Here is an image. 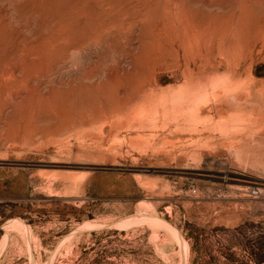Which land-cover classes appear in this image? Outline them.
Listing matches in <instances>:
<instances>
[{
	"label": "rangeland",
	"instance_id": "rangeland-1",
	"mask_svg": "<svg viewBox=\"0 0 264 264\" xmlns=\"http://www.w3.org/2000/svg\"><path fill=\"white\" fill-rule=\"evenodd\" d=\"M84 1L0 3V264H264V140L235 136L250 108H188L202 101L174 68L188 10L142 1L110 26ZM263 5L215 0L218 83L227 60L264 81L249 23ZM146 84L157 107L137 113Z\"/></svg>",
	"mask_w": 264,
	"mask_h": 264
},
{
	"label": "bare ground",
	"instance_id": "bare-ground-1",
	"mask_svg": "<svg viewBox=\"0 0 264 264\" xmlns=\"http://www.w3.org/2000/svg\"><path fill=\"white\" fill-rule=\"evenodd\" d=\"M92 1L94 3L90 9L93 12L95 11L97 13V15H98L97 19H99L101 21L100 23L102 24V22H103V24H104V22H106L107 19H109L108 23H111L110 19H112L114 21V26H115L116 23H118L119 25H123L125 23V21L133 19V17L136 14H138V12H136V10L140 6L139 4L140 3L142 4V1H143V4L146 5V3L148 4L149 0H92ZM179 1L182 4V6L188 10L189 15L188 16L184 15L185 17L180 16V19L177 21L180 28L175 30V32L177 31L175 33V41H176V44L179 47V49L182 51L183 58H182V63L176 64V67H174V68L179 73V75L185 80L186 87H187V89L186 88L185 89L188 93H190L189 91H191V92L196 91L197 93L200 92V94L202 93V97H201L202 101L197 102V100H196L197 103L191 104L192 106L188 107V108L195 111L196 116L198 118H199V115L204 111L209 112V113L214 112L216 114H220V113H223L226 110L231 109V108H237V109L250 108V111H248V113L244 114V112H243L244 116L240 117V119L242 121L243 120L246 121L247 129L243 132L238 131L235 136H239L238 140L240 142H245V143H247V142L249 143V142L255 141L257 139L264 140V81H258V80L253 79L250 82H245V81L242 82L240 80H234V77L239 75L238 74V72H239L238 67L239 66L237 63L230 65V63H229L230 60H227L226 61V64H227L226 69L228 71V73H227L228 77L227 78L225 77L226 79H224V82L222 84L217 82V73H218V70H219L221 64L217 60L216 53H215V51H216L215 47H216L217 41L220 38H222V36H219V29H220L221 24H219V22H218V19L220 16L215 11V0H179ZM84 2H86V1H84ZM0 3H1V0H0ZM50 3H49V5H50ZM3 4H6V3H3ZM7 4H8V2H7ZM12 4H13V2H12ZM84 4L81 7H84ZM17 5H19V4H17ZM252 5H250V6H252ZM6 6L9 7L8 5H6ZM10 6H11V4H10ZM30 6H31V4L27 7H30ZM63 6H64V4H63ZM32 7L34 8V6H32ZM86 7H88V6L86 5ZM11 8H12V6H11ZM33 8H32V10H33ZM258 8H257V10L259 11ZM57 9H58V7H57ZM141 9L142 8H140V10ZM227 9L228 8L224 9V11ZM230 9H231V7H230ZM9 10H10V8H9ZM23 10H26V9H23ZM61 10H62V8H61ZM11 11H12V9H11ZM181 11H185V10H181ZM135 12H136V14H135ZM73 15H74V13H73ZM77 15L79 16V12H78V14H76V16ZM147 15H148V13H147ZM95 17H96V15H95ZM76 18H78V17H76ZM62 19H64V18L62 17ZM69 19H68V21H69ZM94 19L96 20V18H94ZM74 20H76V19L74 18ZM250 21L251 22H249V23H251V24L253 23L254 26L258 27L257 34L252 37L253 41L264 43V12L255 14L254 17L252 19H250ZM130 22L131 21H129V23ZM132 22H133V20H132ZM59 23H61V22H59ZM63 23H64V21H63ZM108 23H105L106 28L109 25ZM83 25L86 26V24H83ZM229 25H231V24H229ZM71 26L72 25H70V27ZM85 26H83L82 29L85 28ZM110 26H112V23ZM124 26H125V24L123 25V27ZM62 27H64V26L62 25ZM98 27L96 28L97 30H98ZM60 29H61V27H60ZM91 29H92V27H91ZM99 30H101V29H99ZM64 31H66V30L64 29ZM85 31H86V28H85ZM61 33H59V34L61 35ZM232 37L233 36H230V38H232ZM227 71H225V72H227ZM217 83L220 84V86H218ZM147 86H148L147 84L143 85V87H144L143 95L145 97H147L146 101H148V102L146 103L145 100H142L138 103L139 106H137V108L132 109L134 111L136 110L137 113L140 112L141 110H143L144 107L146 108L147 105L157 107V101L155 102V100H154L155 98L153 97V95H151V94H148V96L146 95L147 92H146L145 88H147ZM217 87L220 88V89H218L219 91H221L220 93L217 92L218 91V90H216ZM182 90H183V87H182ZM186 91L184 90V92H186ZM179 93L182 94L180 91H179ZM194 93L193 94L191 93L190 96L196 95L195 97L197 98V94H194ZM179 95H177L178 98L181 97V95L180 96ZM182 95H184V94H182ZM188 97H189V94H188ZM192 97H190V98H192ZM195 97H193V100ZM141 99H142V97H141ZM197 99H199V97ZM173 100L175 102L176 99H173ZM191 100L192 99H190L188 101H191ZM178 101H180V99L177 100V103H178ZM180 102L178 104H181ZM172 104L174 106V103H172ZM185 106H186V104L184 105V107ZM189 106H190V104H189ZM240 112H242V110ZM236 113H238V112H236ZM237 115L235 114V116H237ZM236 118L238 119V117H236ZM221 121H224V120L221 119ZM225 121L228 122L226 119H225ZM232 122H234V120ZM235 122H238V121H235ZM244 125H245V123H244ZM225 126H227V125H225ZM225 126L223 124V127H225ZM227 128L225 129L226 131H223L224 134L221 131L223 137H225V135L230 136L233 133V132H231L232 131L231 128H230L231 131H228L229 128L228 129ZM219 129H221V128H219ZM242 130H244V129H242Z\"/></svg>",
	"mask_w": 264,
	"mask_h": 264
},
{
	"label": "built area",
	"instance_id": "built-area-1",
	"mask_svg": "<svg viewBox=\"0 0 264 264\" xmlns=\"http://www.w3.org/2000/svg\"><path fill=\"white\" fill-rule=\"evenodd\" d=\"M187 190H188V192L190 193V194H195L196 192H197V188H196V186L195 185H189L188 186V188H187ZM252 194H257V191H252L251 192Z\"/></svg>",
	"mask_w": 264,
	"mask_h": 264
}]
</instances>
